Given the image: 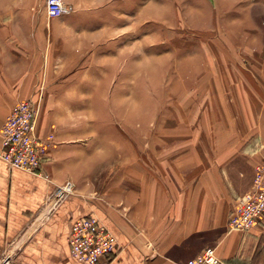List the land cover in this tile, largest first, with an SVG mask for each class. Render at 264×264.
Returning a JSON list of instances; mask_svg holds the SVG:
<instances>
[{
	"label": "crops",
	"instance_id": "1",
	"mask_svg": "<svg viewBox=\"0 0 264 264\" xmlns=\"http://www.w3.org/2000/svg\"><path fill=\"white\" fill-rule=\"evenodd\" d=\"M159 1L0 19V150L21 98L36 100L38 135L54 133L41 174L0 157V264H83L68 233L90 214L118 241L97 264H175L207 247L264 264V220L228 227L264 144V0Z\"/></svg>",
	"mask_w": 264,
	"mask_h": 264
},
{
	"label": "built area",
	"instance_id": "2",
	"mask_svg": "<svg viewBox=\"0 0 264 264\" xmlns=\"http://www.w3.org/2000/svg\"><path fill=\"white\" fill-rule=\"evenodd\" d=\"M45 6L49 17H58L67 10L66 0H46ZM36 112L37 103L32 96L19 99L11 107L1 128L0 157L10 168L41 174L44 159L54 143V133L38 135ZM67 194L58 195L56 203ZM263 220L264 144L260 149V161L255 166L252 188L236 200L228 227L245 232ZM68 243L71 257L83 264H97L102 257L115 253L118 248L115 234L93 214L76 218L70 223ZM175 264L231 263L221 258L215 247H207L198 255Z\"/></svg>",
	"mask_w": 264,
	"mask_h": 264
},
{
	"label": "rangeland",
	"instance_id": "3",
	"mask_svg": "<svg viewBox=\"0 0 264 264\" xmlns=\"http://www.w3.org/2000/svg\"><path fill=\"white\" fill-rule=\"evenodd\" d=\"M5 1V5L7 8H5V11L3 12V14H0V19L4 20V19H9L11 18L12 15H15L16 18H25V16H27L28 14L29 19H34V20H52V17H49L46 13V0H4ZM180 3V2H179ZM178 3V4H179ZM160 6V1L159 0H148V5L153 9H157ZM179 6V5H178ZM15 7V12H12L10 9ZM145 7H147L145 5ZM179 8V7H178ZM25 11H27L28 13L26 14ZM23 17H22V16ZM59 18L55 19V20H61L62 17L58 16ZM181 19V28L179 29H175L173 30L175 37L179 36V37H186L189 35V26L186 22V20ZM162 24V22H160L158 19H156L155 17H150V29H149V34H150V39L153 38L151 36L155 35V33L159 32L160 28H158V26H160ZM153 34V35H152ZM179 34V35H178ZM166 35H167V29H166ZM172 36V33L170 34V37ZM180 44H185L187 45L188 43V39L186 40H179ZM151 45V44H150ZM119 109H117L118 111Z\"/></svg>",
	"mask_w": 264,
	"mask_h": 264
}]
</instances>
